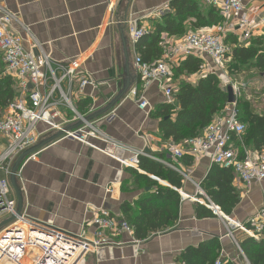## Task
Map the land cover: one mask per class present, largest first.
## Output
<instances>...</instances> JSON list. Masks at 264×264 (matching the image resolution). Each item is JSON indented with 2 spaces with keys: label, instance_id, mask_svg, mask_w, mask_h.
Returning <instances> with one entry per match:
<instances>
[{
  "label": "crops",
  "instance_id": "obj_1",
  "mask_svg": "<svg viewBox=\"0 0 264 264\" xmlns=\"http://www.w3.org/2000/svg\"><path fill=\"white\" fill-rule=\"evenodd\" d=\"M174 1L0 0V9H7L15 15L11 29L15 35L23 38L27 51L36 57L47 55L57 76L62 74L63 66L74 61L79 64L80 75H88L95 80L96 87L87 86L84 89L80 88V75L73 81L62 82V89L74 105V110L65 105L60 107L70 121L66 129L77 123V114L88 116L106 107L125 88L130 78L132 85L124 97L105 115L93 121L110 137L128 147V150L118 151L122 158H130L133 150L143 151L145 155L141 157L157 161L178 175L176 182L162 179L141 166L128 167L114 157L63 135L30 152L59 132H45L33 147L20 154L15 162L27 154L17 172L24 202L23 214L41 223L51 221L53 227L69 234L85 233L86 239L83 240L88 244L85 264H180L186 248L198 246L211 238H219L222 242L223 259L236 264H243L245 259L250 264L239 245L244 233L220 215L199 217V206L210 208L203 202L189 199H211L202 183L216 164L208 157L188 152L176 157L174 148H185L187 139L176 142L164 138L160 130L159 109L165 104H173L177 111L180 110L176 96L183 84L196 85L200 78L209 73L219 76L221 88L226 92L229 87L224 86L222 76L238 82L227 70L230 57L226 68L218 72H214L215 65L211 59L197 55L194 56L201 58L197 72L176 71L187 57L173 61L171 72L175 93L172 103H169L158 84L142 88L134 59L140 53L153 54V50L160 48L161 56L152 55L150 61L159 59L166 54L165 49L169 45H174L193 31L220 33L229 47L232 42L227 39L232 37L239 45H261L264 49V0H243L252 24L249 39L243 38L236 20L225 18L220 12L222 20L216 24L195 28L192 23L196 18L189 16L184 20L182 33L170 34L164 30L159 43L144 39L140 41L139 49L129 32L131 24L155 33L168 14L176 18L171 6ZM199 1L207 15L208 7L213 6ZM126 52L129 55L130 75L127 72ZM252 72L257 76L249 77L247 83L263 84L264 88V73L254 69ZM53 84L54 81L49 79V87ZM59 95L60 91H57V98ZM142 96L151 104L149 112L138 105ZM254 109L264 113V109ZM7 111L8 108L3 115ZM40 129L43 130L44 126L40 125ZM0 141L4 143V140ZM247 148L258 151L249 146ZM233 185L241 200L230 216L244 223L264 207V181L247 185L234 173ZM161 188H170L179 193L178 219L139 238L136 236V226L147 216L146 208L155 206L160 210L165 207L160 197ZM13 192L16 198L14 189ZM99 213H107L118 221H127L133 228L132 235L122 230L98 228L92 219ZM99 231L101 240L107 244L95 245L94 242L100 239ZM229 231H233L235 240L228 236Z\"/></svg>",
  "mask_w": 264,
  "mask_h": 264
},
{
  "label": "built area",
  "instance_id": "obj_2",
  "mask_svg": "<svg viewBox=\"0 0 264 264\" xmlns=\"http://www.w3.org/2000/svg\"><path fill=\"white\" fill-rule=\"evenodd\" d=\"M204 4L220 10L225 18L237 21L242 36H252V24L243 0H202ZM15 15L7 9H0V56L5 65L4 73L13 77L17 84V96L9 105L8 111L0 117V224L12 216H17V200L11 185L12 168L16 158L33 147L45 132H64L70 137L116 158L128 167H138L143 151L133 150L130 158H122L118 151L128 147L110 137L94 121L84 122L73 130H66L70 122L60 107L65 105L74 110V105L62 89L64 80L73 81L81 74L77 62L63 66L62 74L57 76L49 57L43 54L36 57L27 51L23 38L15 35L11 29ZM133 40L137 41L148 31L133 23L129 27ZM227 46L220 33L212 31L188 32L179 42L169 45L165 55L154 61H144L136 55L134 62L142 88L158 84L172 103L175 93L171 65L181 57L197 55L209 58L215 65L214 72L224 70L229 60ZM54 84L49 87L48 81ZM225 87H232L236 100L227 104L213 118L203 133L184 142L185 148L175 147L174 155L181 157L188 152L199 157H208L223 168L232 169L239 179L250 185L264 181V149L251 151L243 143L246 124L239 118L238 99L242 96L243 85L222 76ZM31 85V87H29ZM96 87L95 80L88 75H80V88ZM57 91H60L57 98ZM136 94V91H135ZM147 112L151 104L144 96L138 103ZM83 120L84 115L77 114L75 121ZM40 125L44 129H40ZM240 142V144L238 143ZM131 150V149H130ZM155 179H158L154 176ZM203 202L214 214L228 219L234 227L245 235L260 239L264 231V207L260 208L246 222L230 220L221 207L211 199ZM98 228L125 231L132 235L133 228L125 220L118 221L107 213H99L92 219ZM100 239L95 245L107 244ZM228 236L235 240L233 231ZM86 234H69L53 227L52 222L41 223L29 219L24 214L0 228V264H85L88 244L83 240ZM109 244V243H108ZM221 263V259L217 264Z\"/></svg>",
  "mask_w": 264,
  "mask_h": 264
},
{
  "label": "trees",
  "instance_id": "obj_3",
  "mask_svg": "<svg viewBox=\"0 0 264 264\" xmlns=\"http://www.w3.org/2000/svg\"><path fill=\"white\" fill-rule=\"evenodd\" d=\"M175 10L176 18L168 14L163 25H160L155 33L147 32L137 40V46L141 48L144 39H151L152 43H159L161 32L166 30L170 34L183 32V23L189 16H194L196 21L192 23L195 28L210 26L222 20V15L215 7H208L207 15L204 14V5L199 0H176L171 4ZM232 42L227 56L230 57L228 72L234 78L246 71H259L264 73V49L261 45L247 47L236 43L235 38L228 37ZM158 48V47H157ZM161 49L152 51L153 54H139L144 61L149 62L152 55L161 56ZM201 65V58L190 55L177 67L178 72H197ZM4 63L0 56V117L17 96V84L13 77L4 73ZM221 80L215 73H209L199 79L196 85L185 83L177 94L180 110H176L173 104H165L160 107V130L164 138L173 139L176 142L198 136L212 122L214 116L228 102V92L221 88ZM239 118L246 124L243 134V143L255 150L264 149V113H258L248 100L238 99ZM142 168L156 174L162 179L176 182L177 173L150 158L140 157ZM234 171L214 165L211 173L202 183L207 195L221 207L228 216L233 213L240 203V194L233 185ZM161 199L165 203L164 209L154 207L146 208L147 215L136 226V236L144 238L149 232L162 229L178 219V203L180 195L170 188H161ZM175 201V202H174ZM176 205H175V204ZM155 208V209H154ZM199 217H213L215 214L205 206L197 208ZM145 227V228H144ZM239 245L250 264H264V231L260 239H255L243 234ZM223 245L219 238H211L203 241L198 246L186 248L180 258V264H236L232 260L223 259Z\"/></svg>",
  "mask_w": 264,
  "mask_h": 264
},
{
  "label": "water",
  "instance_id": "obj_4",
  "mask_svg": "<svg viewBox=\"0 0 264 264\" xmlns=\"http://www.w3.org/2000/svg\"><path fill=\"white\" fill-rule=\"evenodd\" d=\"M123 42H124V45L126 47L125 37L123 38ZM126 59H127V72L130 75V73H129L130 72L129 71V55H128L127 52H126ZM131 85H132V81H131L130 78H128L125 88L121 92H119L118 95H116V97L106 107H104L103 109H101V110H99V111H97L95 113H92V114H90L88 116H84V121L83 120H79V121H77V123L75 125H73L71 127H68L66 130L76 129L79 126L83 125L84 122H91L94 119H97V118L105 115L108 111H110L124 97V95L128 92V90L131 87ZM235 100H236V97H235L233 88L229 87L228 88V101L229 102H234ZM63 134H64V132L57 133L51 139L43 141L42 143L37 145L30 152L38 150L39 148L43 147L47 143L51 142L52 140H55V139L59 138ZM26 155L27 154H23L22 156H20L17 159V161L15 162V164H14V166L12 168L11 185H12L14 191H15L16 198H17V209H16L17 210L16 211L17 212V216H22L23 215V207H24L23 196H22L21 189H20V187L18 185V182H17V172H18L19 167H20V165H21V163H22V161H23V159L25 158ZM17 216H12L9 219H7L6 221H4L2 224H0V228L2 226H4V225L10 223L14 219H16ZM226 216H227V218L233 219L231 216H228V215H226ZM226 220L228 221V219H226Z\"/></svg>",
  "mask_w": 264,
  "mask_h": 264
},
{
  "label": "rangeland",
  "instance_id": "obj_5",
  "mask_svg": "<svg viewBox=\"0 0 264 264\" xmlns=\"http://www.w3.org/2000/svg\"><path fill=\"white\" fill-rule=\"evenodd\" d=\"M257 73L252 71H246L242 76H236L235 80L239 83H244L242 87V96L243 100H248L252 104L253 108L264 109V88L262 85H251V83H247L249 77L256 78ZM243 234V232H242ZM243 259V258H242ZM243 264H248L245 259H243Z\"/></svg>",
  "mask_w": 264,
  "mask_h": 264
},
{
  "label": "bare ground",
  "instance_id": "obj_6",
  "mask_svg": "<svg viewBox=\"0 0 264 264\" xmlns=\"http://www.w3.org/2000/svg\"><path fill=\"white\" fill-rule=\"evenodd\" d=\"M230 220H232V219H230ZM234 221H235V220L233 219L232 222H234Z\"/></svg>",
  "mask_w": 264,
  "mask_h": 264
}]
</instances>
